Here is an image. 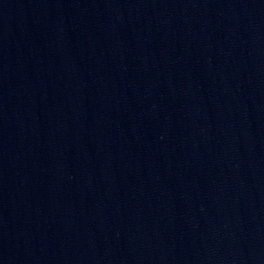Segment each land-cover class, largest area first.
<instances>
[{
  "label": "water",
  "instance_id": "water-1",
  "mask_svg": "<svg viewBox=\"0 0 264 264\" xmlns=\"http://www.w3.org/2000/svg\"><path fill=\"white\" fill-rule=\"evenodd\" d=\"M0 264H264V0H0Z\"/></svg>",
  "mask_w": 264,
  "mask_h": 264
}]
</instances>
